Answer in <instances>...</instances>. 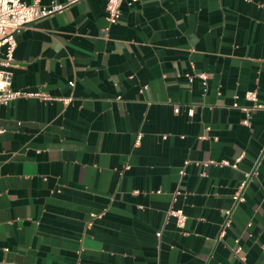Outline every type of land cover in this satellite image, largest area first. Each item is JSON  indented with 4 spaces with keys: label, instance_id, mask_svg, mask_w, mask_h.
Masks as SVG:
<instances>
[{
    "label": "crops",
    "instance_id": "1",
    "mask_svg": "<svg viewBox=\"0 0 264 264\" xmlns=\"http://www.w3.org/2000/svg\"><path fill=\"white\" fill-rule=\"evenodd\" d=\"M107 1L17 35L12 88L59 100L0 107V264H264V111L233 107L264 103V0Z\"/></svg>",
    "mask_w": 264,
    "mask_h": 264
},
{
    "label": "built area",
    "instance_id": "2",
    "mask_svg": "<svg viewBox=\"0 0 264 264\" xmlns=\"http://www.w3.org/2000/svg\"><path fill=\"white\" fill-rule=\"evenodd\" d=\"M83 0H66L64 3H57L50 1L49 4H44L42 0H32L30 3L26 0H0V107L10 104L21 98L36 97L43 101H55L59 100L44 92H27L22 90H15L12 88V68L15 66V52L17 49V35L23 31V29L38 20L46 17L61 14L69 9L73 4ZM138 0H132L133 3ZM124 0H108L107 1V20L109 25L117 24L122 17V4ZM192 68L194 66L192 65ZM194 70V69H193ZM201 79L203 86L207 87L208 76L205 73L187 74V78L190 82L194 81V78ZM74 86V83H71ZM246 100L251 102V106H240L237 102L233 104L234 108L240 109L245 113L246 118L243 120V125L250 126V114L252 111H264V103L259 100L257 91H248L245 94ZM66 105L70 104L72 99H60ZM194 113L193 108L189 110V115ZM5 133V129L0 125V136ZM190 164V161H186L184 167L180 171V175L183 177L186 175V167ZM215 164V161L206 163V165ZM220 166H231L233 169L238 168V161L231 163L230 161H221ZM246 182L242 184L241 191L234 196L236 204L244 202L243 189L246 186ZM181 195L180 191H176L174 197ZM176 220V225L180 230H184L188 220L187 215L182 209H171L168 213ZM225 215L227 220L224 228L221 232V236L225 235V229L230 226V217L232 215L231 210H226ZM94 216V215H93ZM162 233H157V237L161 238ZM242 249L237 245L234 249V253L239 255Z\"/></svg>",
    "mask_w": 264,
    "mask_h": 264
}]
</instances>
